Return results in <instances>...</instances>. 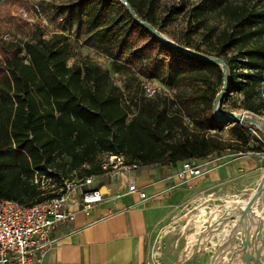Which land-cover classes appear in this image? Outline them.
Masks as SVG:
<instances>
[{
    "label": "trees",
    "instance_id": "1",
    "mask_svg": "<svg viewBox=\"0 0 264 264\" xmlns=\"http://www.w3.org/2000/svg\"><path fill=\"white\" fill-rule=\"evenodd\" d=\"M84 1L90 3L85 9ZM84 1L77 5L78 17L87 18L88 32H103L118 63L130 66L132 74L162 83L168 77L186 80L192 87L181 95L161 94V102L157 93L134 94L126 101L96 61L82 57L69 63L72 48L63 32L1 41L0 198L26 205L41 201L53 194L44 193L35 175L55 186L64 179L98 176L110 169L103 167L105 154L144 166L174 165L226 149L262 150L263 141L249 146L257 139L253 131L260 132L254 124L217 118L214 103L226 74V89L236 97L230 105L264 116V0L203 2V9L223 18L221 28L212 25L202 35L206 48L185 39L170 43L139 22L160 31L184 11L183 4L170 7L159 22L156 0H125L135 17L120 0ZM222 97L220 107L228 98ZM226 124L227 139L209 132Z\"/></svg>",
    "mask_w": 264,
    "mask_h": 264
},
{
    "label": "rangeland",
    "instance_id": "2",
    "mask_svg": "<svg viewBox=\"0 0 264 264\" xmlns=\"http://www.w3.org/2000/svg\"><path fill=\"white\" fill-rule=\"evenodd\" d=\"M83 1L0 0V42L36 40L41 34L46 37L50 36L52 31L61 30L70 35L68 38L73 56L69 63L80 61L82 57L96 61L108 70L111 80L121 87L123 99L126 101L134 94L143 95L144 85L147 84L155 88L159 102L163 93L181 95L190 90L192 85L186 80L168 77L165 83H162L158 79L140 76L137 71L132 74L130 66L118 63L115 59L116 52L104 39L103 32H88L87 18L78 17L77 5ZM206 1L156 0L159 22L170 7L179 4L185 6L184 11L173 14L159 32L169 40L185 39L192 46L200 44L201 48H206V39H202V35L208 33L212 25L220 28L223 26V18L209 9H203V2ZM84 2L86 3H83L82 8L85 9L90 3ZM262 6L264 10V5ZM70 8L75 10L74 14L70 12ZM79 8L81 10V7ZM77 32H81V36L77 35ZM135 76H138L137 79ZM221 88L220 85V90ZM224 94L222 98H228H225L222 107L219 105L220 113L235 112L254 118L258 124L264 123V116L252 115L241 108L232 107L230 103H234L236 97L231 95L229 89H225ZM247 121L254 124L252 119ZM228 126L229 124H226L220 130L209 132L227 139L230 137ZM253 134L257 139L250 140L249 146H258L259 142L263 141L262 150L246 153H256L264 162V133L260 130L253 131ZM231 150L225 151L232 154ZM103 158H109V155H104ZM201 168V175L189 177L184 181L175 175L178 181L173 189L176 193L171 189L164 197L163 214L150 231L147 245L148 264H264V216L261 214L264 209V184L247 214L251 190L255 189L258 183L249 186L251 188L248 190L246 185L230 184L218 179L217 174L209 175L210 169L205 166V162L201 163ZM98 177L100 178H96ZM100 188L102 192L106 189L105 185ZM243 200L247 202L243 204Z\"/></svg>",
    "mask_w": 264,
    "mask_h": 264
},
{
    "label": "crops",
    "instance_id": "3",
    "mask_svg": "<svg viewBox=\"0 0 264 264\" xmlns=\"http://www.w3.org/2000/svg\"><path fill=\"white\" fill-rule=\"evenodd\" d=\"M261 159L256 153L232 155L222 151L199 161L205 162L209 175L217 174L218 179L246 185L249 190V186L259 183L264 172ZM180 168L181 162L149 164L122 175L111 169L98 175L99 179L96 176L94 185L100 191L101 185L106 187L101 191L102 202L89 215L78 211L73 221L55 230L56 242L48 260L51 264H148L150 231L163 214L164 197L177 185L175 175ZM132 181L145 191L147 198L128 192L127 185Z\"/></svg>",
    "mask_w": 264,
    "mask_h": 264
},
{
    "label": "built area",
    "instance_id": "4",
    "mask_svg": "<svg viewBox=\"0 0 264 264\" xmlns=\"http://www.w3.org/2000/svg\"><path fill=\"white\" fill-rule=\"evenodd\" d=\"M36 10L39 11L37 6ZM155 93L153 86L144 85V96H153ZM163 95L172 97L171 92ZM183 117L189 123V119ZM245 153L237 151L232 154ZM105 155H109V158L104 159L103 167L116 169L120 175L139 168L137 163H125L122 155ZM201 163L199 159L182 161L177 178L184 181L201 175ZM94 179L95 175L64 179L60 186H55L43 174L35 175L34 182H40L44 193L53 195L30 205L0 198V264H51L47 256L56 242L55 230L73 221L78 211L89 215L102 202L103 195L94 185ZM127 190L141 199L148 197L134 181L128 183Z\"/></svg>",
    "mask_w": 264,
    "mask_h": 264
},
{
    "label": "water",
    "instance_id": "5",
    "mask_svg": "<svg viewBox=\"0 0 264 264\" xmlns=\"http://www.w3.org/2000/svg\"><path fill=\"white\" fill-rule=\"evenodd\" d=\"M121 2H123L129 9L130 13L135 17V13L133 12L132 8H130L127 4V2L125 0H120ZM140 23H142L144 26L148 27L149 29H151L153 32H155L158 36H160L161 38H163L164 40H167L169 41L170 43H172L171 40H169L168 38L164 37L159 31H157L156 29H154L151 25H149L147 22H144L142 20H139ZM205 58H209L208 56H204ZM211 60L223 65L225 67V64L222 62V61H219L217 59H214L213 57L210 58ZM226 84H227V76L226 74H224V82H223V85H222V88L221 90L217 93V96H216V101L214 103V111H215V114H216V117L217 118H225V119H238V120H242V121H246L248 122L247 120L248 119H252V121L254 122V124H257V128L261 131H263L264 133V127L262 124H258L257 120H255L254 118H248L247 116L243 115V114H238V113H235V112H224V113H220L218 111V108H219V101L221 99V97L223 96L224 92H225V89H226ZM263 181H264V174L263 176L261 177L257 187L255 188L256 190L250 195L249 199H248V209L246 211V213L248 214V210L250 209V205L252 203H254V201L256 200V197H257V194L259 193V191L262 189V185H263Z\"/></svg>",
    "mask_w": 264,
    "mask_h": 264
},
{
    "label": "bare ground",
    "instance_id": "6",
    "mask_svg": "<svg viewBox=\"0 0 264 264\" xmlns=\"http://www.w3.org/2000/svg\"><path fill=\"white\" fill-rule=\"evenodd\" d=\"M263 184H264V181H263ZM262 186H263V185H262ZM253 192H254V191H253ZM253 192H252V193H253ZM252 193H250V194H252ZM232 200H233V199H232ZM233 202H234V201H233ZM240 202H241V200H240ZM246 202H247V200H243L242 203L245 204ZM251 205H252V204H251ZM251 205H250V206H251ZM235 206H236V205H235ZM250 206H249V207H250ZM217 210H218V209H217ZM211 211H212V210H211ZM218 211H219V210H218ZM220 211H221V210H220ZM216 212H217V211H216ZM217 213H218V212H217ZM237 213H238V212H237ZM249 213H250V212H249ZM261 214H263V216H264V209H263V211L261 212ZM212 215H213V213H212ZM242 215H243V213H242ZM212 232H213V231H212ZM213 233H214V232H213ZM194 234H195V233H194ZM201 235H202V234H201ZM188 240H189V239H188ZM189 241H190V240H189ZM189 244H190V243H189ZM190 245H192V243H191ZM188 246H189V245H188ZM195 248H196V246H195ZM193 249H194V248H193ZM193 249H192V250H193ZM180 263H181V262H180Z\"/></svg>",
    "mask_w": 264,
    "mask_h": 264
}]
</instances>
